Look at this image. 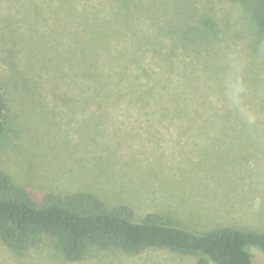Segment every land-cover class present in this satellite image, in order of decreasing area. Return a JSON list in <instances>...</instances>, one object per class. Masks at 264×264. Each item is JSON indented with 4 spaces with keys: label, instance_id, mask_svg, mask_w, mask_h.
I'll return each instance as SVG.
<instances>
[{
    "label": "rangeland",
    "instance_id": "1",
    "mask_svg": "<svg viewBox=\"0 0 264 264\" xmlns=\"http://www.w3.org/2000/svg\"><path fill=\"white\" fill-rule=\"evenodd\" d=\"M262 1L0 0L6 102L0 167L37 200L43 193L85 191L110 209L126 206L136 220L155 213L198 231L264 233V203L253 206L257 198L264 201V56L256 49L264 41L256 25ZM227 47L248 59V98L260 116L252 129L219 107ZM87 52L105 75L148 82L161 103L149 92H97L95 67L81 61ZM155 79L168 80V87L153 89ZM174 94L198 105L169 107ZM209 108L227 116L210 120ZM253 253L254 264H264L262 254ZM198 259L151 246L133 254L93 251L69 261L49 237L21 255L0 241V264Z\"/></svg>",
    "mask_w": 264,
    "mask_h": 264
},
{
    "label": "trees",
    "instance_id": "2",
    "mask_svg": "<svg viewBox=\"0 0 264 264\" xmlns=\"http://www.w3.org/2000/svg\"><path fill=\"white\" fill-rule=\"evenodd\" d=\"M262 2L263 8L256 20L260 32L264 31V0ZM86 51L84 48L83 52ZM87 54L81 61L95 67L93 85L97 92H149L158 94L161 103L163 96L147 88L148 82L141 85L137 79L123 74L105 75L106 71L98 62L88 60ZM116 71L124 72V67ZM168 85V80L155 79L152 87L161 89ZM142 87H146L145 90ZM177 99L181 101L176 103ZM170 100L173 105L169 107L198 105V101L189 103L177 94ZM5 110V97L0 88V137L5 132ZM209 110L210 120L227 116L226 112ZM35 196L17 185L0 167V241L16 255L49 237L69 261L82 260L93 251L121 250L133 254L151 246L198 255V264H254L253 250L259 251L264 258V233L257 230L214 227L198 231L168 222L155 213L136 220L126 206L110 209L97 195L85 191L65 195L43 193L39 200Z\"/></svg>",
    "mask_w": 264,
    "mask_h": 264
},
{
    "label": "clouds",
    "instance_id": "3",
    "mask_svg": "<svg viewBox=\"0 0 264 264\" xmlns=\"http://www.w3.org/2000/svg\"><path fill=\"white\" fill-rule=\"evenodd\" d=\"M257 54L264 56V41L256 45ZM221 70L218 74L220 89L219 107L233 112L239 121L249 129L256 127L259 113L248 98L246 70L248 59L244 52L237 48L227 47L221 53ZM264 203L259 198L254 201V208L259 209Z\"/></svg>",
    "mask_w": 264,
    "mask_h": 264
}]
</instances>
